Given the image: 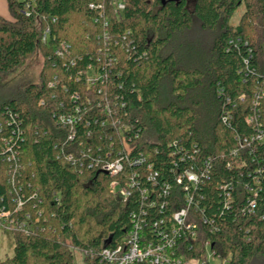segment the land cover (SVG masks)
<instances>
[{"label": "trees", "instance_id": "obj_1", "mask_svg": "<svg viewBox=\"0 0 264 264\" xmlns=\"http://www.w3.org/2000/svg\"><path fill=\"white\" fill-rule=\"evenodd\" d=\"M5 1L0 138L14 135L29 218L0 264H72L74 249L86 264H106L102 249L125 240L134 214L146 211L153 225L186 205L176 180L186 168L200 175L190 190L197 236L180 245L194 255L209 240L228 264L264 262V141L252 140L264 132V0H123L121 11L111 0ZM36 51L39 82L5 86ZM88 66L107 80L89 86ZM76 107L72 135L57 117ZM115 158L119 174L101 170ZM8 177L0 157V205L15 189ZM130 179L125 200L111 182Z\"/></svg>", "mask_w": 264, "mask_h": 264}, {"label": "built area", "instance_id": "obj_2", "mask_svg": "<svg viewBox=\"0 0 264 264\" xmlns=\"http://www.w3.org/2000/svg\"><path fill=\"white\" fill-rule=\"evenodd\" d=\"M116 9L121 11L124 8L123 0H111ZM49 30L44 31L42 40L46 41ZM65 46L62 45V48ZM85 79L89 86L103 84L108 78V72L102 71L94 66H88L85 70ZM77 98V96H73ZM107 114H110L111 108L109 105L105 106ZM80 109L75 108V112L69 111L61 113L57 117L58 124L68 128L71 134L74 135L76 125L80 121L78 113ZM119 122V119L115 121ZM123 127V125H122ZM119 128L122 143L126 149L127 142L124 139L126 134L124 130L128 127ZM14 136V135H13ZM12 135H4L0 138V152L1 159L8 163V183L15 189L8 192L7 204L0 205V235L3 231L10 230L11 233L15 230L26 229L29 214L23 213V206L25 204L24 196L22 194L21 184H18L14 178L17 166V153L13 149L14 137ZM252 140L257 142L264 141V132L259 131L252 136ZM128 155V150H126ZM133 164L144 163V159L139 157L132 161ZM101 170L110 175H117L123 170V162L121 158H115L111 161L104 162L100 165ZM149 170L152 169L150 164L147 165ZM148 181L154 182V174L146 176ZM178 183L183 182L185 190L186 205L178 210L171 212L169 218L163 217L159 221L151 225L147 220L146 211L142 210L141 215L134 214L132 218V225L130 226L128 235L125 240L114 247H105L101 251L102 259L106 264H228V259L222 257L215 249H213L210 241H206L201 251H195L194 255H189V249L180 245V240L184 237L194 240L197 236V222L193 218V213L190 210L193 196L190 193L191 189H195L200 182V175L191 168H186L176 176ZM127 185L121 184L114 180L111 182L112 189L117 192L123 199H128L130 196V189L135 187L133 179L126 182ZM252 187L246 188L249 192L256 196L260 191V181L255 180ZM166 189H170L168 184H164ZM147 189L143 193L148 195ZM230 198V193H228ZM253 204V201L251 202ZM163 206V205H161Z\"/></svg>", "mask_w": 264, "mask_h": 264}, {"label": "rangeland", "instance_id": "obj_3", "mask_svg": "<svg viewBox=\"0 0 264 264\" xmlns=\"http://www.w3.org/2000/svg\"><path fill=\"white\" fill-rule=\"evenodd\" d=\"M243 12V6H240L232 16L230 23L235 26ZM42 56L36 51L29 56L23 65L19 66L14 71L6 74L3 78V84L8 87L16 85H25L27 83H38L39 74L42 67ZM14 239L10 230L3 231L0 235V257H9L13 253ZM72 264H86L84 261V253L78 249L73 250ZM254 264H264L263 261L255 262Z\"/></svg>", "mask_w": 264, "mask_h": 264}, {"label": "crops", "instance_id": "obj_4", "mask_svg": "<svg viewBox=\"0 0 264 264\" xmlns=\"http://www.w3.org/2000/svg\"><path fill=\"white\" fill-rule=\"evenodd\" d=\"M0 15L6 19H10L7 3L5 0H0Z\"/></svg>", "mask_w": 264, "mask_h": 264}]
</instances>
